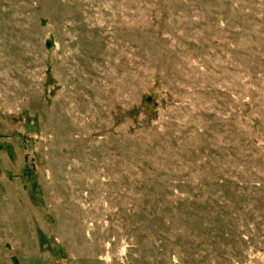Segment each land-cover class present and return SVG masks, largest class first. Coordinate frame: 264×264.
Listing matches in <instances>:
<instances>
[{
    "label": "rangeland",
    "instance_id": "1",
    "mask_svg": "<svg viewBox=\"0 0 264 264\" xmlns=\"http://www.w3.org/2000/svg\"><path fill=\"white\" fill-rule=\"evenodd\" d=\"M0 264H264V0H0Z\"/></svg>",
    "mask_w": 264,
    "mask_h": 264
}]
</instances>
